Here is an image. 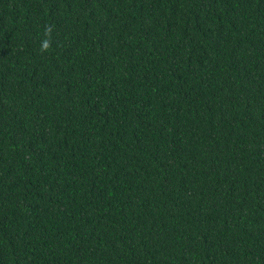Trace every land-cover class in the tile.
<instances>
[{
	"label": "trees",
	"instance_id": "obj_1",
	"mask_svg": "<svg viewBox=\"0 0 264 264\" xmlns=\"http://www.w3.org/2000/svg\"><path fill=\"white\" fill-rule=\"evenodd\" d=\"M0 264H264V0H0Z\"/></svg>",
	"mask_w": 264,
	"mask_h": 264
},
{
	"label": "clouds",
	"instance_id": "obj_2",
	"mask_svg": "<svg viewBox=\"0 0 264 264\" xmlns=\"http://www.w3.org/2000/svg\"><path fill=\"white\" fill-rule=\"evenodd\" d=\"M53 29L49 25H45L44 28V39H42L41 44H40V51L41 53H44L48 51L51 48V43H52V33Z\"/></svg>",
	"mask_w": 264,
	"mask_h": 264
}]
</instances>
